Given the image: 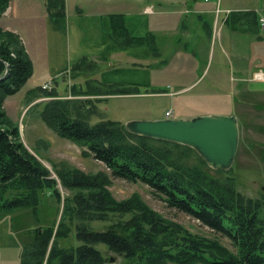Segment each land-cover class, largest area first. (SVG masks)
Wrapping results in <instances>:
<instances>
[{
	"label": "trees",
	"instance_id": "16d2710c",
	"mask_svg": "<svg viewBox=\"0 0 264 264\" xmlns=\"http://www.w3.org/2000/svg\"><path fill=\"white\" fill-rule=\"evenodd\" d=\"M10 1L0 0V17ZM47 8L52 17L66 16V0H47ZM128 37L124 17L114 15L112 38L123 46L131 44ZM33 74L34 64L20 36L0 27V211L27 207L37 211L45 192L55 198L59 214L62 211L59 223L36 230L34 241L24 248L21 264H110L98 244H105L128 264H264V201L243 194L231 178L222 181L201 165L186 163L188 153L196 152L188 146L135 135L111 119L90 124L83 106L92 100L77 97L98 94L72 88L63 96L54 89L55 82L51 91L41 87L28 93V105L52 98L41 113L51 129L87 148L84 155L102 162L112 177L148 185L169 207L228 238L235 250L165 219L138 194L116 199L108 189L111 176L105 173L71 168L57 170L59 180L54 178L26 148L19 124L4 108L5 100L16 95ZM135 90L109 87L107 95ZM92 111L90 107L87 112ZM179 147L185 152L175 150ZM59 182L74 194L64 198ZM109 221L103 231L89 225ZM73 229L81 244L61 247L59 240L69 237Z\"/></svg>",
	"mask_w": 264,
	"mask_h": 264
},
{
	"label": "crops",
	"instance_id": "0c3cea01",
	"mask_svg": "<svg viewBox=\"0 0 264 264\" xmlns=\"http://www.w3.org/2000/svg\"><path fill=\"white\" fill-rule=\"evenodd\" d=\"M114 15L124 17L131 44L122 46L112 38ZM261 16L264 0H66L64 17H52L47 0H11L3 19L4 29L20 36L34 64L23 88L34 84L22 102L51 79L60 95L66 88L67 94L72 88L98 94L79 97L92 100L84 110L108 97L165 95L175 103L174 95L197 84L204 96L240 95L233 105L228 103L231 112L221 113L250 122L253 96L264 103V87H253L264 83L255 79L264 71ZM174 72L177 81L164 79ZM185 78L191 81L180 80ZM109 87L136 90L107 95ZM16 95L6 100L9 116L7 103ZM51 99L38 102L44 108ZM174 113L175 118H192Z\"/></svg>",
	"mask_w": 264,
	"mask_h": 264
},
{
	"label": "rangeland",
	"instance_id": "374dc122",
	"mask_svg": "<svg viewBox=\"0 0 264 264\" xmlns=\"http://www.w3.org/2000/svg\"><path fill=\"white\" fill-rule=\"evenodd\" d=\"M3 16L0 17V27L4 29L5 21ZM170 78L174 81L179 79L176 72H174L171 77L169 75L165 76L164 79ZM180 80L191 81L189 78ZM50 81L54 83V80L51 79L48 82ZM33 84L34 81H31L25 88H22L23 90L21 89L22 91L20 90L21 92H18L19 94L9 99L7 103V110L11 115L8 116L15 123L19 124L21 137L26 148L36 156L38 160L52 172V176L57 179L58 177L55 173L57 170L71 168L80 169L89 174L105 173L107 176H111L110 170L106 168L102 162L95 160L91 156L84 155L87 148L80 147L77 143L59 136L55 130L51 129L45 123L41 116L44 108L39 104V100L29 105L24 111V107L30 102L31 96L27 94L25 97L26 100L24 102L22 101L25 92ZM263 85L264 83H253L254 89L264 87ZM67 90L68 88L64 91L62 90L63 96L67 95L69 91ZM164 90H167V88H164ZM172 90H176V88H172ZM199 90L200 87L196 84L174 95L176 97L175 103L172 102V97H166L165 95H151L133 99L113 97H108L103 100L94 99L98 101L95 103L96 107L90 105L93 111L89 113L87 112L88 110L84 111H86L87 116H90V124L94 125L101 120L111 119L125 124L126 127V124L133 120H157L156 118L165 116L167 109H172L174 112H177L178 115L180 113L191 115L192 118L204 115L222 114L221 112L227 113L231 112V108L227 106L233 105L235 100L241 99L240 95L234 93L227 96L217 94L204 96L198 93ZM253 97V104L250 105L251 109L247 112L250 122H245L242 118H238L240 144L236 160L230 170H215L208 164L204 165L200 161V155L198 156V153L196 154V152L191 151L185 158V162L190 165H201L204 169L222 181L231 178L235 180L236 186L243 194L264 201V103L258 101L260 96L254 95ZM67 98L73 99L75 97L68 96ZM6 100L4 102V108ZM78 100H81V98ZM219 101L224 102L220 103ZM12 102L15 103L12 104ZM244 106L246 107V105H243V107ZM175 150L178 152H185V150L180 147ZM58 186L64 198L74 194L73 191L64 188L60 182ZM108 189L118 200H126L134 194H138L150 208L165 219L181 224L193 233L208 238L218 239L229 249L235 250L228 238L214 233L210 228L202 225L201 222L191 216L169 207L166 202L153 194L152 189L148 185L142 182H130L126 179L111 176V184L108 185ZM61 214L62 211H60V214L58 211V203L49 192L42 193L41 204L37 208V211H34L31 207L17 208L7 212L0 211V264H21L24 248L34 241L36 230H45L48 227H53L56 221L59 223ZM112 221L115 220L113 219ZM112 221L90 222L89 225L94 230L103 231ZM58 223L56 224L57 226ZM80 244L81 242L77 239L75 229H73L69 237L59 240V245L64 248L77 247ZM96 247L108 258L112 256L116 258L117 264H128L127 259L110 252L105 244H98Z\"/></svg>",
	"mask_w": 264,
	"mask_h": 264
},
{
	"label": "water",
	"instance_id": "95a60500",
	"mask_svg": "<svg viewBox=\"0 0 264 264\" xmlns=\"http://www.w3.org/2000/svg\"><path fill=\"white\" fill-rule=\"evenodd\" d=\"M126 129L135 135L193 148L215 170L232 168L240 144L239 120L235 115L133 120L126 124ZM108 259L110 264H117L113 256Z\"/></svg>",
	"mask_w": 264,
	"mask_h": 264
},
{
	"label": "built area",
	"instance_id": "2783aa9c",
	"mask_svg": "<svg viewBox=\"0 0 264 264\" xmlns=\"http://www.w3.org/2000/svg\"><path fill=\"white\" fill-rule=\"evenodd\" d=\"M259 26H260V29H261V32L262 34L264 35V16H261L259 18ZM255 79L256 80H264V72L263 71H260V72H257L255 74ZM43 88L45 90H51L53 88V82L50 81V82H46L44 85H43ZM165 117L167 119H173L175 118V113L172 109L170 110H167L166 114H165Z\"/></svg>",
	"mask_w": 264,
	"mask_h": 264
}]
</instances>
